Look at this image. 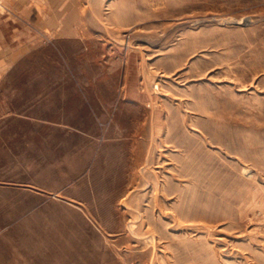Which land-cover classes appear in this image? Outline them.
<instances>
[{
  "label": "rangeland",
  "instance_id": "obj_1",
  "mask_svg": "<svg viewBox=\"0 0 264 264\" xmlns=\"http://www.w3.org/2000/svg\"><path fill=\"white\" fill-rule=\"evenodd\" d=\"M53 1L0 82V264H264V0Z\"/></svg>",
  "mask_w": 264,
  "mask_h": 264
},
{
  "label": "crops",
  "instance_id": "obj_2",
  "mask_svg": "<svg viewBox=\"0 0 264 264\" xmlns=\"http://www.w3.org/2000/svg\"><path fill=\"white\" fill-rule=\"evenodd\" d=\"M6 5L7 10L0 13V82L25 55L43 44L47 35L43 18L62 16L56 1L6 0ZM56 31L58 37L66 34V29Z\"/></svg>",
  "mask_w": 264,
  "mask_h": 264
},
{
  "label": "built area",
  "instance_id": "obj_3",
  "mask_svg": "<svg viewBox=\"0 0 264 264\" xmlns=\"http://www.w3.org/2000/svg\"><path fill=\"white\" fill-rule=\"evenodd\" d=\"M7 10L6 0H0V13H3Z\"/></svg>",
  "mask_w": 264,
  "mask_h": 264
}]
</instances>
